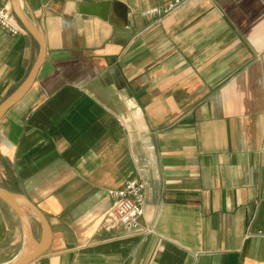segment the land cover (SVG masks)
<instances>
[{
  "label": "crops",
  "instance_id": "crops-1",
  "mask_svg": "<svg viewBox=\"0 0 264 264\" xmlns=\"http://www.w3.org/2000/svg\"><path fill=\"white\" fill-rule=\"evenodd\" d=\"M19 1L45 54L0 118V185L51 227L27 264H264V0H185L161 17L142 10L169 0H112L108 19L83 0ZM22 25L0 27V104L41 56ZM140 174L152 231L107 229L109 189ZM25 241L0 198V264Z\"/></svg>",
  "mask_w": 264,
  "mask_h": 264
},
{
  "label": "water",
  "instance_id": "water-1",
  "mask_svg": "<svg viewBox=\"0 0 264 264\" xmlns=\"http://www.w3.org/2000/svg\"><path fill=\"white\" fill-rule=\"evenodd\" d=\"M15 13L22 23L32 31L39 39L42 45L41 56L25 79V81L0 104V118L4 112L26 91L33 81L37 67L45 54V42L43 33L34 25L24 12L19 0H12ZM112 0L87 1L83 0L79 3V10L83 13L96 14L102 18L108 19L112 13ZM0 197L11 205L20 215L26 230V244L21 253L11 262L6 264H27L34 257L42 253L51 240V227L42 210L24 193L9 190L0 185ZM27 209L34 211L43 224V237L39 241L34 234V229Z\"/></svg>",
  "mask_w": 264,
  "mask_h": 264
},
{
  "label": "rangeland",
  "instance_id": "rangeland-1",
  "mask_svg": "<svg viewBox=\"0 0 264 264\" xmlns=\"http://www.w3.org/2000/svg\"><path fill=\"white\" fill-rule=\"evenodd\" d=\"M87 1H92V0H87ZM96 1H98V0H96ZM183 1H185V0H181L180 2H178L177 0H169L164 5L148 7L146 9L142 10V15L147 16V17H151V16H155V15H157L159 17L164 16L167 13H169L170 11H172L173 9H175ZM173 2H176L175 6L168 8L169 4L173 3ZM165 7H167L168 10H165ZM0 8L5 9L9 13L10 17L13 19V21L17 27V31H13L9 27L1 25V23H0L1 28L8 30V31H11L13 33H18L20 31L24 30V26L22 25V21H20V18L17 16V14L15 13V10L12 9V7L6 5L5 3L0 2ZM132 181H138L137 186H140L141 190H138V188H137L136 191H131V192L125 191L123 194H120L119 196H117V192L125 189L126 186L128 185V183H130ZM139 191H141V192L138 193ZM147 191H148V183L142 174L135 175V176L128 178L119 187L110 188L109 189V195L111 197V204L102 217V221H101L102 225L104 227H106L107 229H124L125 231H140L142 233H148V232L152 231V227H150L149 225L143 224V222H142V217L145 214ZM140 196L142 197L141 199H140ZM133 206H137V207L142 208V212L138 215V217L136 219V223H126L125 219H127V217L130 215L131 208ZM27 212L29 214V217L31 219V223L33 226L32 219L33 218L35 219V215H37V214L34 211H32L31 209H27ZM19 217H20V215H19ZM20 219H21V217H20ZM33 229H34V227H33ZM25 232H26V230H25ZM34 234H35V232H34ZM35 236H36V234H35ZM25 244H26V241H25ZM25 244H24V246H25ZM23 248H22V250H23Z\"/></svg>",
  "mask_w": 264,
  "mask_h": 264
},
{
  "label": "built area",
  "instance_id": "built-area-1",
  "mask_svg": "<svg viewBox=\"0 0 264 264\" xmlns=\"http://www.w3.org/2000/svg\"><path fill=\"white\" fill-rule=\"evenodd\" d=\"M92 1H96V0H92ZM177 1L180 2L181 0H177ZM175 4H176V2L170 3L168 8H170L172 6L174 7ZM168 8L165 7V10H168ZM0 23H1V25L9 27L13 31H17V27H16L13 19L10 17L9 13L3 8H0ZM137 182L138 181H132V182L128 183V185L126 186L125 189L117 192V196H119L120 194H123L125 191H128V192L136 191L137 188H138V190H141L140 186H137ZM140 192L141 191H139L138 193H140ZM141 198L142 197L140 196V199ZM141 212H142V208L137 207V206H133L131 208L130 215L127 217V219H125L126 220L125 222L126 223H136V219Z\"/></svg>",
  "mask_w": 264,
  "mask_h": 264
}]
</instances>
